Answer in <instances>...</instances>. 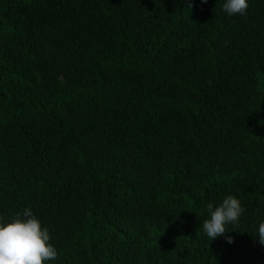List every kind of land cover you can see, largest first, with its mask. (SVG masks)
Listing matches in <instances>:
<instances>
[{
    "label": "trees",
    "instance_id": "trees-1",
    "mask_svg": "<svg viewBox=\"0 0 264 264\" xmlns=\"http://www.w3.org/2000/svg\"><path fill=\"white\" fill-rule=\"evenodd\" d=\"M224 3L0 0V219L31 208L43 264H264V0Z\"/></svg>",
    "mask_w": 264,
    "mask_h": 264
},
{
    "label": "clouds",
    "instance_id": "clouds-1",
    "mask_svg": "<svg viewBox=\"0 0 264 264\" xmlns=\"http://www.w3.org/2000/svg\"><path fill=\"white\" fill-rule=\"evenodd\" d=\"M248 8L249 0H225L223 4V11L229 16L245 15ZM206 211L208 218L203 221L202 228L212 241L230 231L227 225L239 223L244 208L239 198L227 195L219 205L209 202ZM253 234L264 245V221ZM225 239L229 244L234 242L232 236H225ZM56 258L50 230L42 226L31 208H25L11 219H0V264H43Z\"/></svg>",
    "mask_w": 264,
    "mask_h": 264
}]
</instances>
